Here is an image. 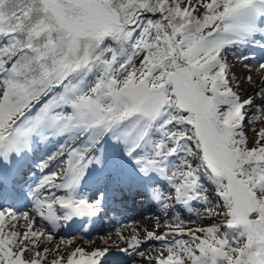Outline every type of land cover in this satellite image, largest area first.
<instances>
[{
    "label": "snow or ice",
    "instance_id": "obj_1",
    "mask_svg": "<svg viewBox=\"0 0 264 264\" xmlns=\"http://www.w3.org/2000/svg\"><path fill=\"white\" fill-rule=\"evenodd\" d=\"M260 21L264 0H0V201L23 195L35 143L65 138L36 164L33 210L0 208V264H41L26 255L45 232L37 217L100 218L132 193L164 220L143 240L118 227L119 251L155 252L146 264H264V128L248 127L264 81L248 95L253 77L237 83L234 69L251 58L226 51L255 43ZM181 209L214 222L191 227ZM109 251L76 247L66 264Z\"/></svg>",
    "mask_w": 264,
    "mask_h": 264
},
{
    "label": "rangeland",
    "instance_id": "obj_2",
    "mask_svg": "<svg viewBox=\"0 0 264 264\" xmlns=\"http://www.w3.org/2000/svg\"><path fill=\"white\" fill-rule=\"evenodd\" d=\"M262 22L263 21L258 22V26L255 30V32L258 34H259V30L262 29V27H264V25H262L263 24ZM251 38H252V34L240 35L238 37V39L242 42L251 40ZM256 43H257V41L253 44H256ZM251 44L252 43H237L234 47L226 48V51L236 53L237 55H240V56H245V54L247 53V50H248V49H246V47L252 46ZM229 58L233 61H235V59H236L235 57H231V56ZM253 59L254 60H246L245 61L246 64H239L238 63L236 68L234 69L235 74H236L235 79H236L237 83H239L240 79L242 77H244L246 74L251 75L253 77V81L251 84H249L247 81H245L241 85V89L247 91L248 95H253L254 94L253 90L258 88L260 86L261 82L264 81V71H261L257 67V65L259 63H264V58L261 56H257ZM250 69H251V71H249ZM250 113L254 114L256 119H254L252 121V123H250L248 125V127L250 129L258 132L261 128H264V112H260L258 109H252V110H250ZM57 139H58V137L55 138L54 141H57ZM64 139L65 138L63 136L59 137V141H58L59 143L55 144V145L53 144L49 147L44 145V143L47 142L48 139L47 140H40L38 143H35L36 145L39 144V151L37 150L36 152H38L39 154L41 153V156H42L41 158H38V157L35 158V160H37V161L39 160V162H40L41 160L45 159L47 156L51 155L53 152H55L57 150V148H58L57 146H59L61 143L64 142ZM73 146L75 147L76 145H73ZM34 164L36 165L37 162H35ZM159 183H160L161 187L166 185V182L164 180H160ZM206 187L208 188V194H209L210 198H214L215 197L214 185L206 184ZM195 207L197 209H199L200 205L197 204V205H195ZM152 208L154 211L158 210L159 213L158 212H154L152 214H149L150 212L143 213V214H141L135 218V220L133 221V224L131 221H129L128 223L130 224V226L127 225L126 227H124V229H126L128 227H131L132 230H133V228L139 229L140 230L139 238L141 240H143L145 231L153 230L155 228V225L157 223V217H159L161 223H163V220H164V217L161 215V209L158 206H152ZM180 211H181L182 216L185 220L191 218L192 220L195 221L194 224L190 225L191 227L208 226L209 224L214 222L211 219L197 218V216L194 213H189L188 211L183 210V209H181ZM108 212H109L108 214L111 215V213H110L111 211H108ZM133 212L136 213L137 212L136 209H133ZM110 215H107V216L109 217ZM115 216H119V213H115ZM101 218L103 219L104 216H102ZM113 218L117 222L123 220L122 217L121 218L113 217ZM151 218H152V220H150ZM43 221L44 220H41L39 225H37V226L35 225V227L37 229L42 228V227L45 229ZM105 222L106 223H103L104 227L108 226V225L111 226V224H114L113 222L112 223L107 222V219H105ZM215 222H219V221H215ZM122 225H123V223L117 225V227L122 226ZM108 227H105V228H108ZM60 229L61 228L59 227V230ZM132 230L129 232L130 234L129 233H127V234L131 235ZM25 231H27L26 223H25ZM102 231H105V230L102 229ZM160 231H164V229L161 228ZM107 232H108V234H107ZM107 232L105 234H103V233H99L97 231V232H94L91 236L89 235V236H84L82 238H74L70 235L68 236V235H63L60 233H55V231H54V233H53L54 241L53 242H50L49 244H47V246L46 245L42 246V248L40 249L41 243L39 242V238H38L33 252H30L29 254H26V255L28 257H31L34 255V253L36 251H39L43 254L42 258H41V264L42 263L43 264H52V262L50 261L51 259H56L57 255L59 257H62V256L64 257V255L65 256L67 255L68 250H69V252H70V250L73 251V249H75L76 247H82L87 251H91L95 248H104V247H112V246L116 247V246L124 245V242L121 241L119 239V237L113 236V235H116L115 234L116 232H114V229L108 230ZM69 237L72 239H75V240H71L74 243H70V244L68 243ZM58 240H60V241H58ZM105 241H107V244L105 243ZM82 242L86 243V248L83 246ZM157 243L158 242H155V241H149L148 244H143L141 246L140 251H144L150 245L155 246V245H157ZM73 244H75V245L73 246ZM70 246H73V247H70ZM46 248L49 249V251L47 253H44V249H46ZM65 251H66V253H64ZM48 254H50V255H48ZM125 254H127V253H125ZM127 255L131 256L130 261L128 262L130 264H146V261L144 259L147 258V255H155V252H146L145 258H141L140 256L135 255V254H127ZM47 260L49 261L48 263H46Z\"/></svg>",
    "mask_w": 264,
    "mask_h": 264
},
{
    "label": "bare ground",
    "instance_id": "obj_3",
    "mask_svg": "<svg viewBox=\"0 0 264 264\" xmlns=\"http://www.w3.org/2000/svg\"><path fill=\"white\" fill-rule=\"evenodd\" d=\"M247 92V91H246ZM137 197V195L133 198V199H131L132 201H134V200H136L135 198ZM139 200H143V198H139ZM145 207V206H144ZM150 210H151V208L150 207H148V209L147 210H144L143 211V213H147V212H150ZM151 213V212H150ZM149 213V214H150ZM153 218V217H152ZM152 218L150 219V220H152ZM127 226V225H126ZM125 226V227H126ZM18 230L19 231H21V232H24L25 231V222H24V220L22 219V220H20L19 222H18ZM120 230L124 233V235H126L127 233H129L131 230H132V228L131 227H128V228H126V229H124V227L123 228H120ZM116 231H117V229H116ZM115 231V232H116ZM47 232H48V230H45V232H44V234H42L40 237H39V242L41 243V247H40V249L42 248V246H44V245H46L47 246V244H49L50 242H53L54 241V237L51 239V240H49L48 239V235H47ZM114 237L115 236H117V235H113ZM118 237V236H117ZM107 240V239H106ZM58 241H60V240H58ZM68 241V240H67ZM68 243L70 244V243H74L73 241H71V238L69 239V241H68ZM83 243V242H82ZM75 244H73V246H74ZM73 246H70V247H73ZM83 246L86 248V243H83ZM74 250V249H73ZM64 253H66V251L64 252ZM71 253V250H70V252H69V250H68V253H67V255L65 256L64 255V259H62L61 260V264H66V257L69 255ZM27 254H29V253H27ZM51 254V253H50ZM50 254H48V255H50ZM58 256V255H57ZM47 257V256H46ZM49 260V259H48ZM46 261V263H48L49 261ZM52 260L53 259H51L50 261L52 262ZM43 264V263H42Z\"/></svg>",
    "mask_w": 264,
    "mask_h": 264
}]
</instances>
